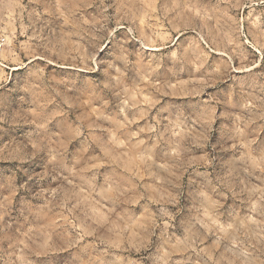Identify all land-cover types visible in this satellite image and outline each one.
<instances>
[{
	"label": "rangeland",
	"instance_id": "obj_1",
	"mask_svg": "<svg viewBox=\"0 0 264 264\" xmlns=\"http://www.w3.org/2000/svg\"><path fill=\"white\" fill-rule=\"evenodd\" d=\"M0 264H264V0H0Z\"/></svg>",
	"mask_w": 264,
	"mask_h": 264
},
{
	"label": "bare ground",
	"instance_id": "obj_2",
	"mask_svg": "<svg viewBox=\"0 0 264 264\" xmlns=\"http://www.w3.org/2000/svg\"><path fill=\"white\" fill-rule=\"evenodd\" d=\"M2 57H3V58H6V56H5L4 52H2ZM5 67H6V66H5ZM5 67H4V68H5Z\"/></svg>",
	"mask_w": 264,
	"mask_h": 264
},
{
	"label": "built area",
	"instance_id": "obj_3",
	"mask_svg": "<svg viewBox=\"0 0 264 264\" xmlns=\"http://www.w3.org/2000/svg\"><path fill=\"white\" fill-rule=\"evenodd\" d=\"M3 42H5V41H3Z\"/></svg>",
	"mask_w": 264,
	"mask_h": 264
}]
</instances>
